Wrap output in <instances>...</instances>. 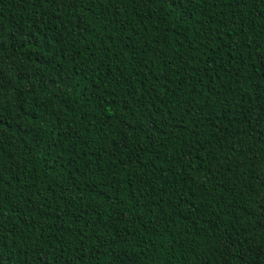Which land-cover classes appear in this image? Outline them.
<instances>
[{
  "label": "trees",
  "instance_id": "16d2710c",
  "mask_svg": "<svg viewBox=\"0 0 264 264\" xmlns=\"http://www.w3.org/2000/svg\"><path fill=\"white\" fill-rule=\"evenodd\" d=\"M0 264H264V0H0Z\"/></svg>",
  "mask_w": 264,
  "mask_h": 264
}]
</instances>
